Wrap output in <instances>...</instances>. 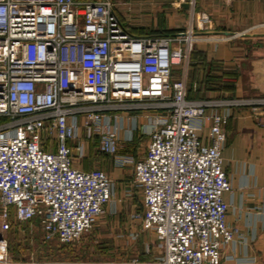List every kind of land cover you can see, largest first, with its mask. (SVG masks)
Masks as SVG:
<instances>
[{"label":"built area","instance_id":"1","mask_svg":"<svg viewBox=\"0 0 264 264\" xmlns=\"http://www.w3.org/2000/svg\"><path fill=\"white\" fill-rule=\"evenodd\" d=\"M192 45L191 31L131 36L114 0H0V217L12 210L19 223L37 220L45 244L75 243L93 229L114 183L101 170L74 166L84 156V130L115 165L133 166L142 211L132 219L155 237L154 264H219L236 233L225 224L222 199L230 189L224 127L235 109L264 119V93L189 99ZM260 64L264 88V48ZM136 111H149L138 160L118 155L119 130L110 123L114 114ZM205 123L207 143L198 135ZM0 264L38 263L12 261L0 238Z\"/></svg>","mask_w":264,"mask_h":264},{"label":"crops","instance_id":"2","mask_svg":"<svg viewBox=\"0 0 264 264\" xmlns=\"http://www.w3.org/2000/svg\"><path fill=\"white\" fill-rule=\"evenodd\" d=\"M114 11L133 37H165L191 31L193 45L186 63V83L187 89L192 84L191 95L195 97L197 93L196 99L241 97L243 73L249 67L248 47L255 41L264 46V0H114ZM256 54L250 64L254 75L247 81L249 89L257 92L252 96L264 93L260 81L262 49ZM193 55L195 59L191 61ZM196 68L200 69L194 74ZM183 69V64L175 66L174 78L180 77ZM174 70L178 71L176 75ZM229 71L236 72L234 81H222L220 85L232 86L231 92L220 90L213 83L204 85L206 76L219 77ZM146 114L137 117L135 122L127 112L110 118V123L119 130L118 155L135 160L143 157L148 144L144 128ZM133 128L128 140V131ZM208 128L209 124L205 123L198 133L203 143L208 142ZM224 132L221 158L230 189L222 194V199L227 206L225 224L236 233L223 247L219 264H264V119L251 116L247 109H235ZM81 141L84 156L75 160L74 166L83 171L101 170L114 183L111 202L96 228L100 234L103 231L115 234L108 235L107 254L116 264L129 263L132 257L128 251L137 245L141 248L138 261L154 264L158 257L155 237L142 231L140 222L132 219L133 214L142 211L141 191L132 182L133 166L115 165L112 156L100 152L97 136L86 140L81 134ZM123 229L126 235L118 240ZM97 231L92 237L98 241ZM134 234L140 237L136 243L128 238Z\"/></svg>","mask_w":264,"mask_h":264},{"label":"rangeland","instance_id":"3","mask_svg":"<svg viewBox=\"0 0 264 264\" xmlns=\"http://www.w3.org/2000/svg\"><path fill=\"white\" fill-rule=\"evenodd\" d=\"M252 44L251 47H248V64L247 70H244L243 73V87L241 89V97L247 98L248 96L256 95L257 92L254 89H249L248 87V78L253 77V70H251V62L257 57L256 53L261 48L263 43ZM258 45V46H256ZM264 47V46H263ZM178 71L174 70V75ZM149 111H136L131 112L130 114H140ZM140 120H137V127L140 125ZM81 134H84V130H81ZM105 213L100 217L103 218ZM99 218V220H100ZM97 224L93 229L81 240L71 243V244H61L58 242H51L45 244L42 241L41 232L38 225L35 222L31 223H19L15 220L12 210L8 211V217L2 219L0 217V238H4L7 242L9 257L14 262H28L34 261L38 264H52V263H84V264H103V263H116L114 259H111L109 254H107V238L108 235H115L112 231H103L100 234L97 231ZM5 226V227H4ZM100 226V225H99ZM4 227V228H3ZM97 231L98 241L95 240L92 235ZM119 232V231H116ZM124 229L119 233L118 240L124 238ZM145 234V233H144ZM117 235V234H116ZM128 237V236H127ZM87 238V239H86ZM133 243L138 242L140 238L139 235H133L128 237ZM97 241V242H96ZM104 251V252H103ZM130 257L132 260L141 258V248L137 245H133L130 251ZM135 257V258H133ZM114 261V262H113Z\"/></svg>","mask_w":264,"mask_h":264},{"label":"trees","instance_id":"4","mask_svg":"<svg viewBox=\"0 0 264 264\" xmlns=\"http://www.w3.org/2000/svg\"><path fill=\"white\" fill-rule=\"evenodd\" d=\"M194 55L191 57V61H194ZM193 65H195V64H193ZM201 66V65H200ZM197 67V66H196ZM200 68H196V69H194V71H193V73L195 74V73H197L198 72V70H199ZM237 76V74H236V72H234V71H229V72H223L222 73V75L221 76H217V77H209V76H206L205 77V83H204V85L207 87V86H210L212 83V85L214 86H218V88L220 89V90H223V91H226V92H231L232 90H233V87L232 86H221L220 85V83L222 82V81H231V82H233L234 81V79H235V77ZM211 83V84H210ZM215 83V84H214ZM199 85V84H198ZM221 86V87H220ZM196 87V86H195ZM192 91H193V88H192V84H190L189 86H188V89H187V97L189 98V99H196L195 97L196 96H198L197 95V93L195 94V97H194V95L192 96L191 94H192ZM197 92H199V91H197ZM4 121V119H2V118H0V123H2ZM33 222H35L37 225H38V221L37 220H34ZM39 227V226H38Z\"/></svg>","mask_w":264,"mask_h":264},{"label":"water","instance_id":"5","mask_svg":"<svg viewBox=\"0 0 264 264\" xmlns=\"http://www.w3.org/2000/svg\"><path fill=\"white\" fill-rule=\"evenodd\" d=\"M184 7L187 8L188 7L187 4H184Z\"/></svg>","mask_w":264,"mask_h":264}]
</instances>
